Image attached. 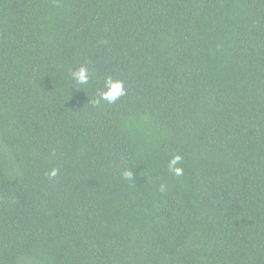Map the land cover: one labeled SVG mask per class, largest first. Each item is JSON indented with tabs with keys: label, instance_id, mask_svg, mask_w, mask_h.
I'll use <instances>...</instances> for the list:
<instances>
[{
	"label": "trees",
	"instance_id": "obj_1",
	"mask_svg": "<svg viewBox=\"0 0 264 264\" xmlns=\"http://www.w3.org/2000/svg\"><path fill=\"white\" fill-rule=\"evenodd\" d=\"M0 264H264V0H0Z\"/></svg>",
	"mask_w": 264,
	"mask_h": 264
},
{
	"label": "clouds",
	"instance_id": "obj_2",
	"mask_svg": "<svg viewBox=\"0 0 264 264\" xmlns=\"http://www.w3.org/2000/svg\"><path fill=\"white\" fill-rule=\"evenodd\" d=\"M72 78L76 85H87L89 83L90 73L85 67H80L78 70L73 72ZM126 95V90L124 87V82L122 80H114L112 77H106L104 80V90L98 93V99L95 104L99 105L101 102H107L109 104L115 103L120 97ZM183 160V156L180 154L173 155L168 161V171L174 176L183 175L184 169L179 167ZM50 181H55L58 176V170L52 168L48 173H46ZM125 179H133V172L125 171L123 173ZM161 191L165 190V186L161 185Z\"/></svg>",
	"mask_w": 264,
	"mask_h": 264
}]
</instances>
